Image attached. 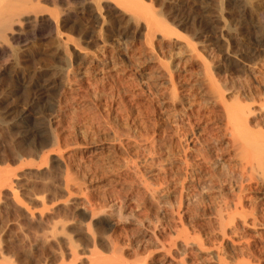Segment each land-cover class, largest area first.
<instances>
[{
	"label": "rangeland",
	"instance_id": "1",
	"mask_svg": "<svg viewBox=\"0 0 264 264\" xmlns=\"http://www.w3.org/2000/svg\"><path fill=\"white\" fill-rule=\"evenodd\" d=\"M139 1L41 0L38 30L0 46V264H264V224L223 236L220 188L193 169L221 105L207 76L227 101L255 74L241 50L264 0Z\"/></svg>",
	"mask_w": 264,
	"mask_h": 264
},
{
	"label": "bare ground",
	"instance_id": "2",
	"mask_svg": "<svg viewBox=\"0 0 264 264\" xmlns=\"http://www.w3.org/2000/svg\"><path fill=\"white\" fill-rule=\"evenodd\" d=\"M40 1L41 0H0V46L2 44H6V45L9 44V41H8L9 39H7V38H13L16 34L23 31L21 29H22V26H24V24L25 25L31 24L33 30H38V28H39L38 22H40V19L38 17V12H39V14H42V12L40 13V11H38L39 8L41 7V5L40 6L37 5V4H40V3H38ZM232 2L235 5H236V3L238 4L237 0H233ZM34 3L36 5H34ZM43 4L44 3H42V5ZM130 6H131V4H130ZM34 7H35V10L33 9ZM43 8H41V9H43ZM255 9L257 11L256 13H257L258 19H260V22L262 24H264V5H261L260 7H256ZM52 12L54 13V11H52ZM52 12L50 13V17L53 16ZM63 12H61V13H63ZM48 13H49V11H48ZM40 17H42V16H40ZM57 17H55V18H57ZM43 18H45V17H43ZM52 18H54V17H52ZM52 18H51V20H52V22H54V20H56V19L54 18V20H53ZM211 21L213 22V20H211ZM57 22L58 21H56V23ZM211 25L212 24L210 21L206 22L204 27H202L203 29L201 30V32H205V31L212 29ZM54 26H55V24H54ZM24 28L25 27H23V29ZM251 32L248 31V33L246 34L245 39H244L245 41H243V43H242L243 50H241V51H243L242 52V59L248 61V64L252 63L255 74L250 77L247 84L245 83L246 85H244V83H243L244 87L242 88L243 89L242 91H240V90L237 91L234 95H232V98H227L229 100L226 99L227 101H224V99L222 97L223 96V93H222L223 90L221 91L222 88L220 89L221 84H219V81H217V80L215 81V79L212 81L211 77L214 78V75L213 74L210 75V73H209V75L207 77H209V76H211V77L208 78V85H206L208 87L207 89L209 90V93L212 94V96H213V94L216 96L215 99L217 98V101L220 100L219 102L221 103V105L219 104L220 108L209 110L206 114L204 112L205 116H204L203 123H204V121H206V124L201 126L200 131H199L200 133L198 132L197 136H195L196 134L194 135L195 142L199 145V147L197 146V148H196L197 152H198L197 156L199 154V156H198L199 159L196 160L197 163H195V167L193 168V169L197 170L196 171L197 174L195 172L194 173L197 176V178H196L197 181H199L200 183L205 178L204 175L206 173H207L206 175H208V177H209V179H207L208 182H205L203 180L201 185H199L200 190L203 191V193H204L205 189H206V191L211 192V190L215 191L214 188H218V190L220 188V191H218L219 194L217 193L218 194L217 197H219V198H218V200L216 198V201L214 204V206H215L214 207V209H215L214 214L215 215L212 214L213 212H210V211L209 212L212 214V216H214L213 218L216 219V221L215 220L214 221L216 224H218L217 226L220 229L219 231H221L223 233V236H225L227 234V232H226L227 227L226 226L232 225L234 227V225L236 224V222L239 218H240L239 220L243 219L242 222H244L247 218H250V220H252L251 223L255 224L256 222H258L259 224H264V198L259 199L258 197L253 196V194L259 193V191L262 189V186L264 187V57L260 58L259 56H257V54L254 50L255 46L264 44V39H262L258 35H255L256 32H254V34ZM6 39H7V41H5ZM3 42H5V43H3ZM6 42H8V43H6ZM3 46L5 47V45H3ZM172 86H173V84H172ZM215 101H213V102H215ZM121 112H120V114H121ZM204 114H202V115H204ZM198 120H200V119H198ZM194 123H196V122H193V121L188 122V126H189L188 128H190L189 132L191 133V135L194 134V133L192 134L193 129L195 127ZM199 123H201V122L199 121ZM199 123H197V124H199ZM209 124H211V126H208ZM196 127H197V125H196ZM116 131H117V129H116ZM118 131H119V129H118ZM125 136H126V133H125ZM183 136L185 137V134ZM122 137H124V135ZM121 139L122 138L119 137V140H121ZM144 139H146V138H144ZM113 141H114V139H113ZM110 142H109V144H110ZM122 142H120V144ZM113 144L111 142V145H113ZM111 145H108V146H111ZM123 150H124V147H123ZM93 154H94V150H93ZM183 162L185 164V174L184 175H187L188 173L192 172L193 169H190V168H192L194 166V163L192 165L191 163L188 162L187 159H184ZM194 173H192V174H194ZM205 180H206V178H205ZM216 184H219V186L217 187ZM234 187H235V189H233ZM226 188H230L232 190V191H229V192H232L230 195H226L225 193L222 192ZM152 190H153V188H152ZM200 190H198V194L200 193ZM199 195L201 197V194H199ZM181 196L182 195H180V197ZM201 198L199 200H201ZM213 198L214 197H212V200H213ZM208 200H210L209 197H208ZM203 201L204 200H201V202L199 201V203L202 204ZM178 206H180V203L178 204ZM187 206H189V205H187ZM204 207H206V206H204ZM205 214H206V212H205ZM209 217H210V214H209ZM210 225H212V224H210ZM218 227H215V228H218ZM235 228H236V225H235ZM210 229H214V228L211 227ZM230 230H231V227H230ZM231 231H234V230H231ZM232 234H233V232H232ZM233 235H235V233ZM220 236H221V234H220ZM229 237H231V236H229ZM230 239H232V238H230ZM262 239H263V237H262ZM242 240H243V238H242ZM238 242H242V241L238 240ZM198 243H199V241H198ZM250 246L247 245V248L245 250L242 249V251L240 250L242 248V246L241 247L237 246L238 248H240L238 252L241 251L240 252V253H242L241 255H248V257L254 256L257 258L258 257L261 258V256H263L261 254H259V256L256 254L257 256H255L254 252L250 248H248ZM244 247L245 246H243V248ZM263 247H262V249H264ZM113 249H114V246H113ZM234 249H237V248H234ZM114 250L117 251V249H114ZM221 256H220V259L223 260L224 258H221ZM226 262L227 261H225V262L219 261L218 264H222V263L226 264ZM245 262H242V263H245Z\"/></svg>",
	"mask_w": 264,
	"mask_h": 264
}]
</instances>
